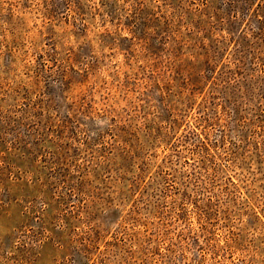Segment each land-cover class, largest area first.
Here are the masks:
<instances>
[{"label": "rangeland", "instance_id": "374dc122", "mask_svg": "<svg viewBox=\"0 0 264 264\" xmlns=\"http://www.w3.org/2000/svg\"><path fill=\"white\" fill-rule=\"evenodd\" d=\"M0 264H264V0H0Z\"/></svg>", "mask_w": 264, "mask_h": 264}]
</instances>
